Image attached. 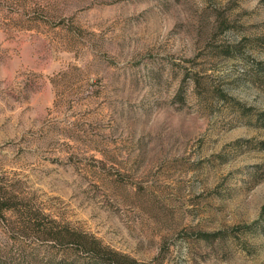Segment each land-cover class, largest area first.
<instances>
[{"label":"rangeland","instance_id":"1","mask_svg":"<svg viewBox=\"0 0 264 264\" xmlns=\"http://www.w3.org/2000/svg\"><path fill=\"white\" fill-rule=\"evenodd\" d=\"M0 178L141 261L264 264V0H0Z\"/></svg>","mask_w":264,"mask_h":264},{"label":"trees","instance_id":"2","mask_svg":"<svg viewBox=\"0 0 264 264\" xmlns=\"http://www.w3.org/2000/svg\"><path fill=\"white\" fill-rule=\"evenodd\" d=\"M252 224L264 230V204ZM0 232V264H155L57 216L36 192L5 178H0Z\"/></svg>","mask_w":264,"mask_h":264}]
</instances>
